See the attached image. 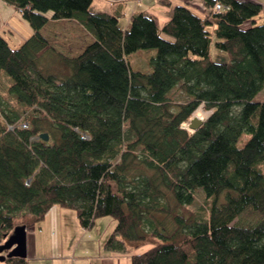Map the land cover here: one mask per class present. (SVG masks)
I'll return each mask as SVG.
<instances>
[{
  "label": "trees",
  "instance_id": "obj_1",
  "mask_svg": "<svg viewBox=\"0 0 264 264\" xmlns=\"http://www.w3.org/2000/svg\"><path fill=\"white\" fill-rule=\"evenodd\" d=\"M3 1L31 34L11 47L0 33L10 79L0 91V246L59 204L83 229L117 219L104 248L130 252L131 264H264L262 3L204 0L202 16L176 4L161 26L136 10L123 29L121 12L92 11V0ZM50 19L74 20L92 41L76 55L54 50L41 31ZM211 42L225 59L211 58ZM142 49H154L150 70L131 65ZM199 104L211 112L188 130ZM197 189L204 203L191 208Z\"/></svg>",
  "mask_w": 264,
  "mask_h": 264
},
{
  "label": "crops",
  "instance_id": "obj_2",
  "mask_svg": "<svg viewBox=\"0 0 264 264\" xmlns=\"http://www.w3.org/2000/svg\"><path fill=\"white\" fill-rule=\"evenodd\" d=\"M182 3H188L190 8L201 16L207 14L204 0H92L90 8L95 12L100 9L105 12H121L118 24L126 29L129 16L136 10L156 15L158 26H161L170 17L171 7ZM20 13L6 1L0 0V31L6 27L9 19L14 18L31 33L30 27L23 21ZM62 21L77 33L86 31L74 20H49L53 23ZM85 34L89 40L87 44L92 41V36L87 31ZM83 46L79 49L81 50ZM75 212L76 210L72 208L55 204L47 210L42 221L32 229H26L25 264H131L130 252L110 251L104 248L107 236L113 231L117 219L110 215L100 216L95 219L92 228L83 229Z\"/></svg>",
  "mask_w": 264,
  "mask_h": 264
},
{
  "label": "rangeland",
  "instance_id": "obj_3",
  "mask_svg": "<svg viewBox=\"0 0 264 264\" xmlns=\"http://www.w3.org/2000/svg\"><path fill=\"white\" fill-rule=\"evenodd\" d=\"M258 1L261 2L263 5L262 12L256 16L257 21L260 22L264 18V0H258ZM47 14H49V11L47 12ZM23 21L26 23V25L29 26L28 21H26L25 19ZM248 23H250V22L248 21L247 23H245V25H248ZM6 27H9L10 29H8ZM6 27H3L4 29H2L0 31V33H2V35L7 39L8 43L10 44L11 47H16V46L20 45L22 43V41L24 40V38H26L29 34H31L23 26H21L20 23L17 22L14 18H11V20L9 19L8 24H6ZM41 31L43 32V35H45L48 38L50 44L54 47V50L63 52L65 55H76L78 52H80L79 48L81 46H83L84 44L86 45V42L89 41L87 34H85L86 31H83V32L78 31V33H77V32H75L76 30L71 29V26H69L68 24H66V22H63V21L62 22H54V23L49 22L48 24L43 26V29H41ZM74 37H76V38H74ZM211 44H212L210 46L211 58L214 61L225 59L226 58L225 55H227L226 52L224 53V51L217 49L214 46L215 44L213 42H211ZM153 54H154V49H151V50L150 49H142L140 51L137 50V51L132 52L129 56L132 67L139 68L140 70L141 69L150 70V65L148 63V60L150 59L151 55H153ZM47 58H48V56H47ZM45 60H47V59L45 58ZM52 62H53L52 63L53 65L50 66L51 69H53L55 71L58 70V72L60 71V69L62 71L64 70L63 66L58 65V63H55L54 61H52ZM8 77L9 76H7V78H6V75L5 76L4 75L2 76V74L0 75V91L3 93H4V87H6L8 80L10 81V79ZM182 97H183V95L180 92L179 93L177 92L176 98L181 99ZM256 98L258 100L263 99L264 98V92L260 91ZM198 106L203 107L202 104H199ZM173 110L176 111L177 107L175 106L173 108ZM207 111H209V113L211 112L210 109H207L206 112ZM191 115H193V113ZM204 120H205V118H204ZM187 121L185 123H187ZM186 128L188 130H191L188 127H186ZM195 194H196L195 202L190 207L191 208H199V207L201 208V205H203V203H204L205 193H203V191L201 189H199V190L197 189L195 191ZM166 218H168V217H166V216H164V218L162 217L163 222L168 223ZM171 226H172V224L170 222V225L168 226L169 229L171 228Z\"/></svg>",
  "mask_w": 264,
  "mask_h": 264
},
{
  "label": "water",
  "instance_id": "obj_4",
  "mask_svg": "<svg viewBox=\"0 0 264 264\" xmlns=\"http://www.w3.org/2000/svg\"><path fill=\"white\" fill-rule=\"evenodd\" d=\"M188 120L189 121H187V127L192 131L197 130V128L203 123V121H205L204 119H200L198 117H195L194 115H190ZM39 137L43 138L44 140L49 139L46 132H41L39 134ZM26 235V227L24 225H18L13 229L11 234L4 240V242L0 246V262L10 256H20L22 258L27 256Z\"/></svg>",
  "mask_w": 264,
  "mask_h": 264
},
{
  "label": "bare ground",
  "instance_id": "obj_5",
  "mask_svg": "<svg viewBox=\"0 0 264 264\" xmlns=\"http://www.w3.org/2000/svg\"><path fill=\"white\" fill-rule=\"evenodd\" d=\"M208 114H209V111L206 112V110L201 106L196 108V111L193 113L195 117H198L200 119H204V118L206 119Z\"/></svg>",
  "mask_w": 264,
  "mask_h": 264
},
{
  "label": "built area",
  "instance_id": "obj_6",
  "mask_svg": "<svg viewBox=\"0 0 264 264\" xmlns=\"http://www.w3.org/2000/svg\"><path fill=\"white\" fill-rule=\"evenodd\" d=\"M221 8H223V5H222V3L221 2H217V3H215L214 4V9H216V10H219V9H221ZM183 127H187V123H185V122H182V124H181Z\"/></svg>",
  "mask_w": 264,
  "mask_h": 264
}]
</instances>
